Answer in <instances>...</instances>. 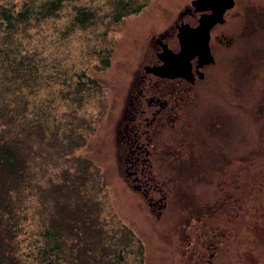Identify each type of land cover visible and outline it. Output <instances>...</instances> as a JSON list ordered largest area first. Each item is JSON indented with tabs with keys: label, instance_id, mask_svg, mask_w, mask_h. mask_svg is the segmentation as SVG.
<instances>
[{
	"label": "rangeland",
	"instance_id": "obj_1",
	"mask_svg": "<svg viewBox=\"0 0 264 264\" xmlns=\"http://www.w3.org/2000/svg\"><path fill=\"white\" fill-rule=\"evenodd\" d=\"M29 1L40 8L42 0ZM128 1L118 8L117 0H63L57 15L34 20L29 32L18 34L27 54L19 47L14 56L25 68H18L10 92L0 89V133L8 135L22 161L12 178L0 167V251L14 245L20 264H47L39 250L47 228L60 245L50 254L54 264L139 259L140 264H264V211L254 216L253 226L260 228L253 235L243 232L250 221L242 212L231 218L223 208L224 221L215 224L217 215L209 208L225 206V193L237 196V175L243 184L262 169L264 180V161H249L264 152V29H241L244 17L246 24L264 26V0H235L230 9L231 35L240 43L229 49L227 72L217 78L216 91L203 92L204 83L198 90L199 100L201 95L207 103L221 98V104L205 102L184 112L202 123L227 111L232 116L227 131L199 136L191 130V135L196 144L245 137L246 144L231 151L239 160L228 163L219 155L215 162L217 156L206 149V156L183 160L188 167L172 175L154 169L145 176L151 180L146 193L144 174L138 190L126 177L121 157L126 145L117 140L116 128L129 114V86L151 34L189 0ZM80 6L95 10L85 26L72 24ZM120 9L124 15L118 17ZM238 14L244 17L235 18ZM106 57L110 63L101 67ZM189 119L195 129L196 119ZM213 183L211 191L206 189ZM256 194L264 204V189ZM150 200L164 206H151ZM238 228L242 232L233 234ZM203 240L216 245L214 256L195 251Z\"/></svg>",
	"mask_w": 264,
	"mask_h": 264
},
{
	"label": "flooded vegetation",
	"instance_id": "obj_2",
	"mask_svg": "<svg viewBox=\"0 0 264 264\" xmlns=\"http://www.w3.org/2000/svg\"><path fill=\"white\" fill-rule=\"evenodd\" d=\"M188 3L178 10L176 17L170 23L164 25V28L158 27L159 29L151 34V46L144 51L143 61L140 57L142 62L139 63L138 69L133 74L135 83L132 81L129 86L131 93L128 97V107L126 109L129 114H125L123 121L116 128L115 136L117 140L126 145L125 156H121L123 158L122 164L127 171L126 177L130 180L133 188L138 190L144 174V187H142L144 193L147 191L145 186H151V180L145 178V176L151 174L154 169H186L188 166L184 165L183 160L193 162L195 159L193 157L197 151H195L196 140L192 138L191 130L198 133L210 131L214 135L217 133L218 128H221V132H225L228 130L227 119L232 117L225 111L220 115L205 119V121L201 117L204 122L200 123L197 117L189 116V118L196 119L194 120L196 122L195 127L198 128L199 126L198 129H193L189 127L191 122L184 112L190 111L191 106L196 108V106H202L206 102L205 97L202 95L201 101L198 99V90H202L201 83H204L203 92L207 93L212 88L216 91L217 78H219V75L222 77L227 72L229 49L234 44L240 43V41L233 38L229 27V16L233 15L230 9L233 6L224 11L223 20L214 22L208 30V45L213 57L210 62L199 63L198 56L193 55L190 59L189 76L166 77L146 70V65H155L162 62L159 53L163 50L169 49L172 52L180 50L181 44L178 32L183 23L187 24L184 26L185 28L191 30L198 25L199 17L202 14L211 11L210 8L196 9L191 4V0ZM239 16L244 17L238 14L235 18ZM246 23L244 17L241 29L245 27H252L254 30L260 31L264 29L262 23L254 22L250 25ZM254 56L260 55L256 53ZM184 73L187 74V72ZM212 78L213 80H211ZM221 100L223 99L218 98L219 102L210 100L205 105H219ZM143 103L144 107L142 106ZM197 121L199 124H197ZM241 137L236 136V138ZM227 140L228 136L225 140H222L221 153L218 152L216 156L220 155L221 159L226 158L228 161L226 155ZM201 144L206 145L209 154L212 153V143H208L203 139ZM222 144L225 145V149H223ZM237 160L239 159L237 158ZM224 165H221V167ZM152 201H149L151 206L157 205V201L155 203ZM209 224L210 230H212V222ZM210 239H212L211 236ZM209 244L208 241L203 240V243L196 245L194 249L200 256L209 253L212 257L216 254V245Z\"/></svg>",
	"mask_w": 264,
	"mask_h": 264
},
{
	"label": "trees",
	"instance_id": "obj_3",
	"mask_svg": "<svg viewBox=\"0 0 264 264\" xmlns=\"http://www.w3.org/2000/svg\"><path fill=\"white\" fill-rule=\"evenodd\" d=\"M62 1L63 0H42L40 3L41 4L40 8H38L36 11V9L34 8V1L30 2L29 0L28 1L25 0L23 3L17 4L15 2H6V0H0V89L5 88L8 92H10L12 85L16 83L15 80L17 78L18 68H22V69L25 68L23 60L18 59L16 55L14 56L16 50L19 47L21 53L27 54V49L22 45V40L18 38V34L23 31V36H24L25 35L24 30L29 32L28 29L30 28L31 30L32 24L35 22L34 20H37L39 18H44L48 15H57V12H59L60 10L59 7ZM128 2H129L128 0H117L118 8L124 6ZM143 5H144L143 3H140L134 9H137ZM122 15H124V12L120 9V11H118V17ZM95 17L96 16L94 9L88 8L86 6H80L75 9V14L72 18V24H79L85 26L89 22H91ZM31 51L33 50L31 49ZM12 59L13 61L11 62ZM108 63H109V58L107 57L104 58L101 67L106 66ZM11 71L14 73L11 74ZM7 77H10V79L6 82ZM87 79H92V78L87 77ZM231 120H232L231 117H228L227 121L230 122ZM197 124H199L198 121ZM198 128L195 127V129ZM202 134L203 133L198 135L202 136ZM248 137L255 140L254 136H248ZM221 142L222 140L212 141V154L217 155L218 152L221 153ZM240 144H242L243 146L246 144L245 137L242 136L241 138H236V139L233 137L231 140L229 138V142L227 140L226 155L228 162L237 161V158L235 156H231V151L238 150ZM251 145L255 146V143L249 144L247 146H251ZM260 145H261V150L264 149V142H260ZM222 147L223 149H225L224 144H222ZM195 148L194 149L197 152H195L193 158H198L201 155L202 157L206 156L205 150L208 148L206 147L205 144H201L200 141L199 144H196L195 142ZM21 161L22 160L18 155V150H15L13 148V144L9 142L8 135L6 134L2 135V133H0V167L5 169L6 171L5 175L6 176L10 175V178H12V175H14V173L16 172L18 166L21 164ZM216 161H219L218 157L217 159H215V162ZM249 161L251 162L264 161V152L261 155H257V157ZM174 170H178V169H174ZM174 170L168 169L166 171L165 169L164 172L165 174L167 173V176H169L175 172ZM260 172H263V170L262 169L259 170V174H257L255 178H253L252 180H246L243 184L241 183L240 179H237L238 178L237 175L235 177L236 179L235 190L237 196L234 195L233 193H225L222 196L223 198H225L224 200L225 206L219 205V203H217L209 207L217 215L216 220L214 222L215 224L223 223L225 218L224 217L225 214L221 212L223 208L226 209L227 213H231V218H233L234 214H236L235 217H237L239 216L238 213L242 212V218L248 219L250 221V224L247 223L246 226L244 227L243 232H247V234L251 232L254 235V232L258 228H260L258 223L257 225L253 226L254 216L261 217L262 215H258V213H262L264 211V206H263L264 204L262 201H260L259 196H257L256 194V191L260 192L264 189V180L261 177ZM232 175H234V173H232ZM209 176L211 175H207L206 177H200V178H209ZM221 178H223V175H221ZM213 185L215 184L214 183L209 184L206 189L210 190V188H212ZM229 187L232 189L231 185L228 186V188ZM239 194L242 195V199L239 198ZM8 195H11V193L9 192ZM240 232H242L240 228L234 231L232 230L233 234H237ZM41 236L44 237V241H45L43 243L44 245H41L39 247L40 253L42 254L41 259H44L45 260L44 262L47 264H54L51 255L55 254V252H53L52 250H55V248L57 249L60 246L58 245V242L55 240V231L46 228L44 231H42ZM13 246L14 245H7L6 246L7 250L0 251V264H20L19 254L16 252ZM140 263L141 261L139 259V262L134 264H140Z\"/></svg>",
	"mask_w": 264,
	"mask_h": 264
},
{
	"label": "water",
	"instance_id": "obj_4",
	"mask_svg": "<svg viewBox=\"0 0 264 264\" xmlns=\"http://www.w3.org/2000/svg\"><path fill=\"white\" fill-rule=\"evenodd\" d=\"M191 3L196 9L210 8V14L201 16L198 25L191 30L185 28L186 24L183 23L178 32L180 50L177 52H172L169 49L163 50L159 53L162 62L146 65L147 71L167 77L189 76L190 59L193 55L197 54L199 63L213 59L208 47V30L214 22L223 20L224 10L231 7L234 0H191Z\"/></svg>",
	"mask_w": 264,
	"mask_h": 264
}]
</instances>
